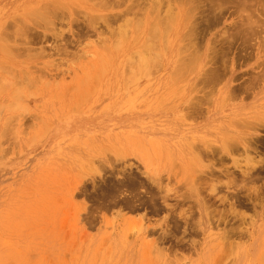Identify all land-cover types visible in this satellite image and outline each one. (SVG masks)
I'll return each mask as SVG.
<instances>
[{"label":"rangeland","instance_id":"rangeland-1","mask_svg":"<svg viewBox=\"0 0 264 264\" xmlns=\"http://www.w3.org/2000/svg\"><path fill=\"white\" fill-rule=\"evenodd\" d=\"M105 1L0 0V264H264V0Z\"/></svg>","mask_w":264,"mask_h":264},{"label":"bare ground","instance_id":"bare-ground-1","mask_svg":"<svg viewBox=\"0 0 264 264\" xmlns=\"http://www.w3.org/2000/svg\"><path fill=\"white\" fill-rule=\"evenodd\" d=\"M99 1H100V2H104V0H102V1L99 0ZM160 1H163V0H160ZM164 1H166V0H164ZM106 2L108 3V1L106 0L105 3H101V5L103 4V5L105 6V5H106ZM246 2H247V1H246ZM224 3H225V2H224ZM260 3H261V2H260ZM60 4H61V3H59V4H57V5H60ZM216 4H217V3H216ZM225 4H227V3H225ZM243 4H244V3H243ZM158 5H161V3H159ZM220 5H221V4H220ZM220 5H219V6H220ZM263 5H264V4H263ZM263 5H262V6H263ZM169 6H170V5H169ZM198 6H199V5H198ZM242 6H243V5H242ZM262 6H261V7H262ZM101 7H102V6H101ZM216 7H217V6H216ZM216 7H215V9H216ZM243 7H244V6H243ZM255 7H256V6H255ZM258 7H259V6H258ZM246 8H247V7H246ZM249 8H250V7H249ZM251 8H252V7H251ZM251 8H250V9H251ZM57 9H60V8L58 7V8H56L55 10H57ZM158 9H159V7H158ZM218 9H219V7H218ZM241 9H242V8H241V6H240V9H239V10H241ZM244 9H245V8H244ZM255 9H256V8H255ZM255 9H253V10H255ZM257 9H260V8H257ZM263 9H264V8H263ZM242 10H243V9H242ZM261 10H262V9H261ZM58 11H59V10H58ZM58 11H57V12H58ZM60 11H61V9H60ZM185 11H186V9H185ZM204 11H205V10H204ZM250 11H251V10H250ZM259 11H260V10H258V11L256 10V11H255L256 14H257V12L259 13ZM262 11H263V10H262ZM54 12H55V14H54ZM54 12H53V13H52V12H49V15L52 13V15H54V17H58V16H59V15H57L58 13H56V11H54ZM168 12H169V10H168ZM187 12H188V11H187ZM187 12H186V13H187ZM186 13H185V14H186ZM239 13H240V12H239ZM241 13H243V12L241 11ZM252 13H253V12H252ZM260 13H261V12H260ZM263 13H264V11H263ZM47 14H48V13H47ZM59 14H60V13H59ZM61 14H63V13H61ZM61 14H60V16H61ZM243 14H244V13H243ZM169 15H170V14H169ZM240 15H241V14H240ZM247 15H248V14L246 13V16H247ZM251 15H252V14H251ZM253 15H255V14H253ZM40 16H44V14L42 13V15H40ZM46 16H47V15H46ZM46 16H45V17H46ZM93 16H95V17H93ZM246 16H245V17H246ZM249 16H250V15H248L247 17L250 18ZM258 16H259V15H258ZM258 16H255L256 18H255V17H254V18H255V19H258ZM38 17H39V16H38ZM47 17H48V16H47ZM252 17H253V16H252ZM260 17H261V16H260ZM40 18H41L42 20H41ZM62 18H63V15H62ZM90 18H91L92 20L89 19V21H88V23H87L90 27H96L97 24H98V27H99L100 22H99V21L97 22V20H99L100 18H101V19L103 18V20H104L103 22H104L105 24H108V22H109V19H108L107 17L102 16V15H100V16H98V17H96V15H91ZM98 18H99V19H98ZM167 18H168V17H166V19H167ZM248 18H247V19H248ZM39 19L43 22V24H44V22H46L45 26H49V25L53 26V25H55L54 18H53V19L47 18V20H45L46 18H44V20H43V17H39ZM48 19H49V20H48ZM57 19H60V17H58ZM57 19H56V20H57ZM63 19H64V18H63ZM244 19H246V18H244ZM250 19H251V18H250ZM252 19H253V18H252ZM252 19H251V21H252ZM61 20H62V19H61ZM57 21H59V20H57ZM254 21H255V20H254ZM254 21H253V23H255ZM38 22H40V21H38ZM248 22H249V21H248ZM40 23H41V22H40ZM40 23H39V24H40ZM250 23H252V22H250ZM40 25H42V24H40ZM43 26H44V25H43ZM94 30H95V28H94ZM96 30H97V29H96ZM22 32H23V34H21ZM22 32H20V35H21V36L19 35V37L24 36V34L26 35V33H24V32H26V31H22ZM61 33H62V32H59V33H57V34H58L59 36H61V35H62ZM26 36H27V35H26ZM26 36H24V37H26ZM61 37H62V36H61ZM261 122H262V121H261ZM259 129H260V128H259ZM240 136H241V135H240ZM238 137H239V136H238ZM241 137H242V136H241ZM229 139H231V138H228V141H229ZM243 139H244V137H243ZM239 140H240V139H239ZM239 140H238V141H239ZM238 141H237V142H238ZM229 142H232V141H229ZM235 142H236V141L234 140V143H235ZM237 142H236V145H230V146L224 144L225 146H224L223 149H225L226 152L232 154V150H233L234 148H237L236 146H239V143H238V145H237ZM239 142H240V141H239ZM243 142H244V140H243ZM260 142H261V140H260ZM241 143H242V142H241ZM241 143H240V144H241ZM232 144H233V143H232ZM257 144H259V142H258ZM257 144H256V145H257ZM262 144H263V143H262ZM242 145H243V143H242ZM243 147L245 148V152H246V154H248V152H249V147H248L247 145H245V144H244ZM240 150H241V148H240ZM246 154H245V155H246ZM241 155H242V154H241ZM232 156H234V154H232ZM246 156H247V157H246ZM246 156L244 157V154H243L242 157H243V158H247L248 161H249V160H250L249 156H248V155H246ZM236 157H237V156L235 155L234 162L237 164L239 160H237ZM252 160H253V158H252ZM248 161H247V162H248ZM247 162H246V164H247ZM251 162H252V161H251ZM239 163H241V162H239ZM246 164H245V165H246ZM245 165H244V166H245ZM238 166H239V168H241V169H242V167H243V166L240 167V164H239ZM244 168H245V167H243V169H244ZM249 168H250V171H251V168H252V167H251L250 165H248V169H249ZM246 170H247V169H246ZM244 171H245V170H243V173H242V174H245V173L247 174L248 171H246V172H244ZM231 172H232V171H231ZM248 173H249V172H248ZM214 174H215V173H214ZM231 174H232V173H231ZM250 174H251V173H250ZM215 175H216V174H215ZM215 175H214V176H215ZM255 175H257V172L255 173ZM217 176H218V175H217ZM247 177H248V176H247ZM251 177H253V174H252ZM256 177H257V176H256ZM209 178H210V177H209ZM213 178H214V177H213ZM249 178H250V177H249ZM249 178H248V179H249ZM253 178H254V177H253ZM210 179H211V178H210ZM215 179H217V177H216ZM242 179H243V178H242ZM244 179H245V176H244ZM212 180H213V179H212ZM245 180H246V179H245ZM249 180H250V179H249ZM258 180H259V178H258Z\"/></svg>","mask_w":264,"mask_h":264}]
</instances>
